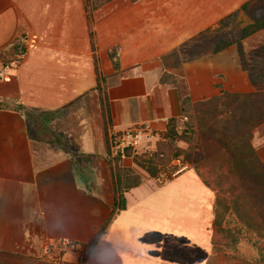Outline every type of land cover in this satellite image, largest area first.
I'll return each mask as SVG.
<instances>
[{"label":"crops","instance_id":"0c3cea01","mask_svg":"<svg viewBox=\"0 0 264 264\" xmlns=\"http://www.w3.org/2000/svg\"><path fill=\"white\" fill-rule=\"evenodd\" d=\"M98 1L0 0V50L17 41L25 48L1 72L0 98L37 116L29 119L33 137L27 117L0 108V264H226L216 245L230 229L221 228L216 188L198 171L238 172L248 155L264 163V121L251 130L246 154L219 144L214 164L203 156L169 180L142 176L122 191L104 156L111 132L144 125L163 133L185 96L199 116L202 102L222 91L264 92L236 43L213 51L233 39L227 17L235 26L252 0ZM241 47L261 73L264 27ZM56 243L65 246L59 261L43 258Z\"/></svg>","mask_w":264,"mask_h":264},{"label":"trees","instance_id":"16d2710c","mask_svg":"<svg viewBox=\"0 0 264 264\" xmlns=\"http://www.w3.org/2000/svg\"><path fill=\"white\" fill-rule=\"evenodd\" d=\"M247 7V5H244L243 9H247ZM232 18L233 15L228 16L226 22H229ZM263 27L264 20L255 19L252 23L241 29L238 37L231 39L232 41H220L213 49V51L216 52L231 43H236L239 56L241 57L242 67L248 72L249 77L253 82H257L262 79L263 76L260 72H256V68L250 65L248 66L249 63L245 59L241 47V39ZM19 46H21L22 51H25L22 43L17 42L13 45L15 50ZM202 103L203 104L200 107L203 108V110L205 109L207 113L209 112L213 118L212 124L209 126L211 134L213 133L212 136L215 137V140L220 145L229 151L227 153L231 154V156L237 154L240 144L248 145L251 130L264 121V92L262 91L248 93H228L222 91L221 95ZM0 108H12L20 111L25 117H27V130L31 136L35 137V135L30 132L29 122L30 118L36 119L37 116H35V114L27 111L13 98H0ZM201 108L197 109L198 113H200ZM181 110L182 114L179 118L172 117L168 119L166 130L162 133L163 140L158 141L155 148L149 152L137 154L132 153L130 147H122L118 137L119 132L112 133L111 144L108 137L106 138L107 149L110 150L112 145V149L114 150L112 161L119 191L134 186L142 180V176L136 171V169H134V167L123 164L122 161L125 156H131L133 164L136 167L143 169L149 176L156 178L161 175L163 181L171 179L185 169L184 168L174 174L181 168V166L188 165L189 163L197 164L203 160V154H200L201 152L199 150L200 143L195 140V136L200 130V120L195 116L196 111L193 109L187 96L181 99ZM180 121H182L181 129L178 127ZM211 134L208 137L211 138ZM53 142L58 147L65 150V147L58 138H54ZM179 142L186 143L187 147L180 146ZM232 148L233 150H231ZM251 151H249V153ZM244 153L246 154L248 151L240 152L241 155ZM251 154H254L253 151ZM193 155L198 156V158L193 157ZM174 160H177L183 165L176 164ZM232 163H235V160H233ZM237 163L240 164V167L237 168L239 169V172H236L231 179H228L225 190H221L214 185L207 178V173L198 171V174L206 184H210L216 188L217 199L219 201L227 194H240L246 199H248V197H253L254 195L264 198V163L261 164L258 162L256 163V166L254 165L252 167L244 166L243 161ZM221 168L219 170L217 169L215 172H222ZM227 169L234 171L236 168L231 165L228 166ZM119 200L121 202L120 208H123L124 203L122 201V193L119 194ZM217 208L218 203L215 206V212L217 211Z\"/></svg>","mask_w":264,"mask_h":264},{"label":"rangeland","instance_id":"374dc122","mask_svg":"<svg viewBox=\"0 0 264 264\" xmlns=\"http://www.w3.org/2000/svg\"><path fill=\"white\" fill-rule=\"evenodd\" d=\"M100 2L101 1L99 0L98 3ZM248 11L252 22L255 19L264 20V0L252 1ZM226 27H227L226 29L227 38H235L239 36L241 30L238 23L235 26H231L227 22ZM12 47L10 52L8 50H0V67H1L0 76L2 75L1 72L5 67H8L9 65L12 64L15 65L19 61V58L16 56L15 52L21 46H19L16 50L14 49V47L13 48ZM250 53L252 54V52ZM248 63L252 67L255 66V64H252L251 61L250 62L248 61ZM259 63L260 62H257L256 65ZM263 73L264 70L260 74L262 75ZM262 76H263L262 79L258 81L264 80V75ZM199 114L200 115L197 116L200 120L199 136L203 138V144L202 146L200 144V149H199L201 152L200 154L204 153L202 156H204L206 163L214 164V162H216L215 159L217 157L215 151H217L219 143L215 139L208 140V136L211 134V130L209 129V126L210 124H212L213 118L209 114V112L207 113L205 109L203 110V108L200 109ZM178 127L179 129L182 128V121L178 123ZM30 132L34 135L36 134V129L32 123L30 126ZM49 134L52 135L51 132H49ZM212 135L213 133L211 134V136ZM162 136H163L162 133L161 134L153 133L150 137L144 138L137 145L136 148H130V149L132 153H137V154L149 152L155 148V145L158 141L163 140ZM179 144L185 146L184 143L182 142H179ZM121 146L124 147L122 144ZM231 150H233V148ZM246 150H249V148H247V145L240 144L237 151L247 152ZM113 156H114V150L107 149V152L104 156V160L109 164L113 172H115L112 161ZM193 157L198 158V156L196 155H193ZM245 159L247 160V162L243 159L246 164L244 166L246 167L254 166V164L251 163V158L249 155L246 156ZM79 161L82 162V160ZM122 162L126 166L134 167L137 170V172H139V174L144 177V179L150 177L143 169H140L139 167H136L133 164L131 156H125ZM174 162L178 165H183L180 164V162H178L177 160H174ZM201 163L202 162L200 161L199 164L201 165ZM239 167L240 166H237V168ZM211 168L212 166H208V169L212 170ZM221 171L222 172H218V173L217 172L207 173V178L214 185L219 187L221 190H225L227 187L228 179H231L232 176L236 174V171L235 170L232 172L226 171L225 168L221 169ZM153 179H155L158 182L163 181L161 175ZM241 197L242 196L240 194L237 195L227 194L224 195L222 200H220L221 206L219 207V211H220L219 214L221 215L220 216L221 224H222L221 228L227 227L230 229V231L225 232V234L227 235L222 236L221 242L219 241L220 244L216 245L218 248V252L220 254V257L222 258L223 261H225L226 264H264V198L261 196L254 195L253 200L256 201H252L254 203H251L249 201L251 200V197H248L249 200L247 201H242ZM63 249H65L64 245H62L61 243H56L55 249L52 248L51 250H49V254H43L42 257L47 260L57 262L59 261L60 258L59 254L63 251ZM79 252L81 253L80 254L81 257L83 258L88 255L87 249Z\"/></svg>","mask_w":264,"mask_h":264},{"label":"built area","instance_id":"2783aa9c","mask_svg":"<svg viewBox=\"0 0 264 264\" xmlns=\"http://www.w3.org/2000/svg\"><path fill=\"white\" fill-rule=\"evenodd\" d=\"M25 51L21 50V47L17 49L16 51V56L19 58V60L23 57ZM153 134V131L151 130V128H149L148 126H144V125H134L131 127H127L124 130L119 132V139L121 144L124 147H130V148H136L137 145L146 137H150ZM112 132L109 133L108 140L109 142L112 139ZM111 144V142H110ZM112 149V145L110 147ZM187 165H183L181 166L180 169H178L174 174L178 173L180 170L186 168ZM70 248L73 249H80L81 246H78L77 244H72L71 242L68 243V245H70ZM68 247V246H67ZM53 248H55V246H53ZM49 249L51 248H46L44 254H49Z\"/></svg>","mask_w":264,"mask_h":264},{"label":"water","instance_id":"95a60500","mask_svg":"<svg viewBox=\"0 0 264 264\" xmlns=\"http://www.w3.org/2000/svg\"><path fill=\"white\" fill-rule=\"evenodd\" d=\"M237 20H238L237 23L239 24V26H244L248 22L252 21L250 16L245 11H241Z\"/></svg>","mask_w":264,"mask_h":264},{"label":"bare ground","instance_id":"6f19581e","mask_svg":"<svg viewBox=\"0 0 264 264\" xmlns=\"http://www.w3.org/2000/svg\"><path fill=\"white\" fill-rule=\"evenodd\" d=\"M120 132V131H119Z\"/></svg>","mask_w":264,"mask_h":264}]
</instances>
